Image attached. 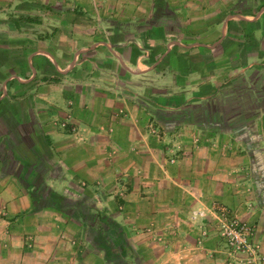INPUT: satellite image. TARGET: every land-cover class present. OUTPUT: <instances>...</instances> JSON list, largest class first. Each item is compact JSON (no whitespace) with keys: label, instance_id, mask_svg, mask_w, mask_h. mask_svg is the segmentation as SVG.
<instances>
[{"label":"crops","instance_id":"obj_1","mask_svg":"<svg viewBox=\"0 0 264 264\" xmlns=\"http://www.w3.org/2000/svg\"><path fill=\"white\" fill-rule=\"evenodd\" d=\"M239 79L264 87V0H0V264H112L106 252L121 243L133 264L163 263L140 227L171 204L187 211L222 166L210 144L152 165L147 125L175 111L179 122L229 117ZM192 132L227 136L179 126L184 142ZM85 204L112 228L89 225Z\"/></svg>","mask_w":264,"mask_h":264},{"label":"rangeland","instance_id":"obj_2","mask_svg":"<svg viewBox=\"0 0 264 264\" xmlns=\"http://www.w3.org/2000/svg\"><path fill=\"white\" fill-rule=\"evenodd\" d=\"M241 81L239 79L234 83L236 88L232 99L236 104L229 108L228 112L232 114H228L229 117L212 120V114H199L197 119L201 120L189 116L185 119H190L191 123H187L185 119L179 122L178 111H175L168 121L147 125L148 130H152L151 145L157 148L152 165L157 160L163 167L177 166L185 158L186 151L191 156L194 150L204 155L202 149L210 144L213 147L211 164L213 162L218 168L222 166L215 173L218 184L189 193L187 202H184L187 211L181 213L176 203L171 204L168 217L149 220L140 227L147 241L162 250L157 251L160 259L164 260L161 264H189L192 260L198 263L202 260L203 264H264V146L263 139L258 135L264 133V123L257 124L264 106L259 107L256 101L262 98L258 93L264 87ZM221 109L223 115L225 112ZM180 125H197L225 132L223 134L227 136L225 138V135L217 133L219 137L208 140L192 132L189 140L184 142L183 135L178 134ZM165 132L171 133L166 135ZM197 157L208 160L207 156ZM108 158L113 159L112 155ZM138 162L141 165L150 164L145 154ZM233 165L238 168L231 170ZM176 186L173 187L174 193L170 194L175 200L178 199L176 191L179 189ZM126 191L127 188L122 187L112 195L121 198ZM163 191H166L165 187L155 190L157 194ZM53 196L62 198L58 193ZM124 240L129 241L126 237ZM210 244L217 246L210 247ZM139 257L143 259V254L140 253ZM111 259L112 264H133L132 257L127 258L130 261L126 263L115 255Z\"/></svg>","mask_w":264,"mask_h":264},{"label":"trees","instance_id":"obj_3","mask_svg":"<svg viewBox=\"0 0 264 264\" xmlns=\"http://www.w3.org/2000/svg\"><path fill=\"white\" fill-rule=\"evenodd\" d=\"M82 212L84 215L79 214L80 217H84V219L87 217L88 221H92L89 225L94 224V222L95 223L96 222H103V224H105V226H109V228H112L113 222H110L108 220V218H102V213H100L98 211V209H96L94 206L85 204L84 206L81 207V212H79V213H82ZM107 233H109V230L108 231L105 230L103 233H101V235H99L97 237H99L101 240H105L108 242V239L106 238ZM115 237H118L120 242L122 241L123 243L126 244V241L124 240L125 235L123 234L122 231H119L116 229L114 238ZM123 246H124V244L122 245V243H121V245L113 244V247L109 245L110 250L106 252V255H107V257H109V260L111 262L113 261L111 259L113 255L118 257L121 261L123 260L125 263H126V261L127 262L130 261L129 259H131V256H130L131 252L129 251V249H127V248H125V246L124 247ZM127 258H129V259L127 260Z\"/></svg>","mask_w":264,"mask_h":264}]
</instances>
